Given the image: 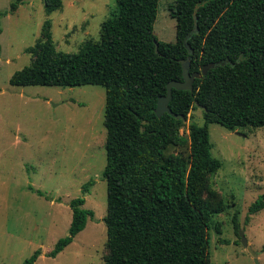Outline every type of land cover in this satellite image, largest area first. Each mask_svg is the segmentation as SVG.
Returning <instances> with one entry per match:
<instances>
[{"label": "trees", "instance_id": "trees-1", "mask_svg": "<svg viewBox=\"0 0 264 264\" xmlns=\"http://www.w3.org/2000/svg\"><path fill=\"white\" fill-rule=\"evenodd\" d=\"M43 1L48 13L63 6V0ZM116 1L100 38L87 40L78 52L58 50L46 20L41 37L27 48L34 60L10 82L105 87L106 264H210L209 229L228 203L209 183L222 166L211 151L209 123L230 130L264 126V0H176L171 42L154 33L159 0ZM22 2L12 0L10 11ZM188 56L192 72L220 64L196 78L192 90L173 88L169 106L187 118L198 101L206 108L204 125L186 126L182 118L155 112L168 82L183 80L181 59ZM172 146L189 151L167 153ZM85 200H71L69 233L45 255L56 257L94 217ZM262 209L264 193L249 214ZM42 254L39 248L22 264H35Z\"/></svg>", "mask_w": 264, "mask_h": 264}, {"label": "rangeland", "instance_id": "rangeland-1", "mask_svg": "<svg viewBox=\"0 0 264 264\" xmlns=\"http://www.w3.org/2000/svg\"><path fill=\"white\" fill-rule=\"evenodd\" d=\"M11 1L0 0V264H22L39 248L53 249L69 233L70 202L79 196L94 217L56 257L43 253L35 264H106L105 87L21 86L10 79L34 60L27 48L41 37L46 20L57 49L78 52L87 40L100 38L102 22L116 11L117 1L63 0L62 8L50 13L43 0H23L11 12ZM175 2L159 0L154 33L161 41L176 39L170 9ZM190 121L205 124L199 106L188 114L186 126ZM209 131L212 154L222 161L209 183L228 203L209 229L210 264H256L239 229L264 264V209L249 214L264 193V126L230 130L212 122ZM187 148L172 146L167 153Z\"/></svg>", "mask_w": 264, "mask_h": 264}, {"label": "water", "instance_id": "water-1", "mask_svg": "<svg viewBox=\"0 0 264 264\" xmlns=\"http://www.w3.org/2000/svg\"><path fill=\"white\" fill-rule=\"evenodd\" d=\"M158 46L159 43L156 41V51L158 52ZM187 47L189 49L190 55L193 54L194 50L193 48L187 44ZM182 67H183V80L173 79L168 82L167 85V94L166 95H160L158 99V104L155 109L156 114L161 117L164 113H169L177 118H182L185 121H187V118L183 114H176L173 112V110L169 106V102L172 99V89H189L192 90L194 87V81L196 78L202 77V75L206 74L208 70L212 67L217 66L220 63H214L210 62L208 64H205L201 71H191V56H188L187 58L181 59ZM197 105L201 109H206L204 106L200 105L198 101H196ZM239 236L241 242L246 246L249 251L254 255L256 264H261L259 260V253L253 249V247L250 245L248 238L245 235V231L242 229H239Z\"/></svg>", "mask_w": 264, "mask_h": 264}, {"label": "crops", "instance_id": "crops-1", "mask_svg": "<svg viewBox=\"0 0 264 264\" xmlns=\"http://www.w3.org/2000/svg\"><path fill=\"white\" fill-rule=\"evenodd\" d=\"M44 253V252H43ZM45 254V253H44Z\"/></svg>", "mask_w": 264, "mask_h": 264}]
</instances>
